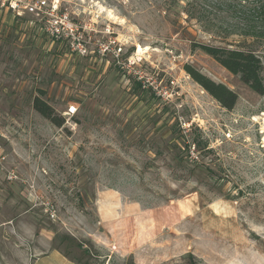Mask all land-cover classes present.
<instances>
[{
	"label": "rangeland",
	"instance_id": "rangeland-1",
	"mask_svg": "<svg viewBox=\"0 0 264 264\" xmlns=\"http://www.w3.org/2000/svg\"><path fill=\"white\" fill-rule=\"evenodd\" d=\"M32 1L0 0V264L54 251L89 264H264V96L192 48L226 44L168 0H47L75 28L59 35L27 13ZM244 42L264 63V38L227 44ZM187 66L234 92V108ZM38 97L64 127L34 109ZM165 186L181 198L147 207Z\"/></svg>",
	"mask_w": 264,
	"mask_h": 264
},
{
	"label": "trees",
	"instance_id": "trees-1",
	"mask_svg": "<svg viewBox=\"0 0 264 264\" xmlns=\"http://www.w3.org/2000/svg\"><path fill=\"white\" fill-rule=\"evenodd\" d=\"M173 6L182 8V13L187 16L188 21H196L202 28L203 32L209 34L216 41L225 43L222 45H212L205 43H192V48L201 49L204 53L212 57L222 67L227 69L234 75H238L241 81L251 90L259 95L264 96V63L261 57L255 50L247 47V42L239 43L237 47L227 44L230 37L233 35H241L246 39L257 41L264 38V0H249L248 6L242 4V0H168ZM187 72L204 87L215 99H217L223 107L233 109L237 102V95L228 89L223 84H217L206 76L200 74L191 66L186 67ZM34 109L49 120L58 128L65 125L66 119L58 114L42 98H35L33 103ZM172 138L170 145L173 152H181L182 148H189L186 138L183 135V130L178 122L171 126ZM207 144L196 142L195 149L202 151L207 148ZM211 152V150H208ZM159 155V152H157ZM191 166V165H190ZM184 162L183 158L178 160L177 167L182 169L190 167ZM193 168L198 167L195 162ZM114 182L109 187L119 189L121 184ZM119 185V186H118ZM146 184L143 181V176H140V186ZM153 195L150 197L147 207L165 205L173 200L181 198L179 191L170 186H165L167 191L165 194L160 190L152 188ZM151 193V194H152ZM138 201H143V197L135 198ZM82 249V248H81ZM54 250H59L55 248ZM85 257H90V250H82ZM64 256L75 264H89L84 260H70L67 255ZM187 264H197L192 255H189ZM105 264V263H103ZM110 264V263H109Z\"/></svg>",
	"mask_w": 264,
	"mask_h": 264
},
{
	"label": "built area",
	"instance_id": "built-area-1",
	"mask_svg": "<svg viewBox=\"0 0 264 264\" xmlns=\"http://www.w3.org/2000/svg\"><path fill=\"white\" fill-rule=\"evenodd\" d=\"M59 9V3L49 4L47 0H35L28 3L25 10L28 14L33 15L37 18L49 17V25L51 24L53 34L59 35L61 30H66L67 32L74 33L75 28H73L69 16L66 14H57ZM77 109L75 107H70L69 113L71 115L76 114Z\"/></svg>",
	"mask_w": 264,
	"mask_h": 264
},
{
	"label": "crops",
	"instance_id": "crops-1",
	"mask_svg": "<svg viewBox=\"0 0 264 264\" xmlns=\"http://www.w3.org/2000/svg\"><path fill=\"white\" fill-rule=\"evenodd\" d=\"M48 260L46 263L43 262V264H56V262L60 261L61 264H75L71 261H69L67 258H65L61 253L58 251H54L50 256L46 257Z\"/></svg>",
	"mask_w": 264,
	"mask_h": 264
},
{
	"label": "bare ground",
	"instance_id": "bare-ground-1",
	"mask_svg": "<svg viewBox=\"0 0 264 264\" xmlns=\"http://www.w3.org/2000/svg\"><path fill=\"white\" fill-rule=\"evenodd\" d=\"M101 10H103V9H101ZM106 10V9H105ZM109 16L112 18V19H114V20H118V18L112 13V12H109ZM138 53L139 54H143L144 53V49H142V48H139V50H138ZM263 114V113H262ZM264 116V115H263ZM264 122V121H263ZM112 192V191H111ZM109 193V192H108ZM112 193H114V192H112Z\"/></svg>",
	"mask_w": 264,
	"mask_h": 264
}]
</instances>
